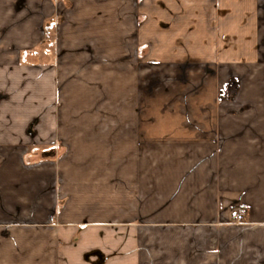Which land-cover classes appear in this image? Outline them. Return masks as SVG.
<instances>
[{
  "label": "crops",
  "instance_id": "crops-1",
  "mask_svg": "<svg viewBox=\"0 0 264 264\" xmlns=\"http://www.w3.org/2000/svg\"><path fill=\"white\" fill-rule=\"evenodd\" d=\"M50 2L61 52L0 57V264H264V0Z\"/></svg>",
  "mask_w": 264,
  "mask_h": 264
},
{
  "label": "rangeland",
  "instance_id": "rangeland-1",
  "mask_svg": "<svg viewBox=\"0 0 264 264\" xmlns=\"http://www.w3.org/2000/svg\"><path fill=\"white\" fill-rule=\"evenodd\" d=\"M12 2L13 0H0V57H21L20 63L39 67L43 61L44 49L49 47V54H52L61 47V44L56 42L60 28H50L44 24L47 14L55 13L53 10L51 12V2L46 0V3L42 4L41 0H28L18 15L13 11ZM30 37L31 43L35 44H24ZM68 50H73L72 46H69Z\"/></svg>",
  "mask_w": 264,
  "mask_h": 264
},
{
  "label": "built area",
  "instance_id": "built-area-1",
  "mask_svg": "<svg viewBox=\"0 0 264 264\" xmlns=\"http://www.w3.org/2000/svg\"><path fill=\"white\" fill-rule=\"evenodd\" d=\"M233 218L235 223H243V215L241 212H236Z\"/></svg>",
  "mask_w": 264,
  "mask_h": 264
}]
</instances>
